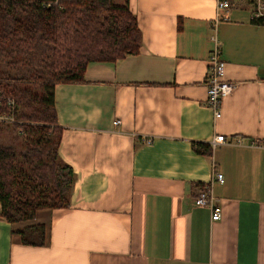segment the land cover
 <instances>
[{"label": "crops", "instance_id": "1", "mask_svg": "<svg viewBox=\"0 0 264 264\" xmlns=\"http://www.w3.org/2000/svg\"><path fill=\"white\" fill-rule=\"evenodd\" d=\"M230 1L219 20L217 0H129L140 51L55 87L70 206L17 225H46L43 245L0 215V264H264V25L254 0ZM215 35L235 83L218 118L207 104ZM218 134L232 143L194 150ZM204 184L220 220L195 205Z\"/></svg>", "mask_w": 264, "mask_h": 264}, {"label": "trees", "instance_id": "2", "mask_svg": "<svg viewBox=\"0 0 264 264\" xmlns=\"http://www.w3.org/2000/svg\"><path fill=\"white\" fill-rule=\"evenodd\" d=\"M141 45L129 0H0V115L14 120L0 121V215L23 243L47 242L46 225H17L40 210L69 207L76 180L59 153L56 85L85 82L91 62H116ZM193 148L213 152L207 142Z\"/></svg>", "mask_w": 264, "mask_h": 264}, {"label": "built area", "instance_id": "3", "mask_svg": "<svg viewBox=\"0 0 264 264\" xmlns=\"http://www.w3.org/2000/svg\"><path fill=\"white\" fill-rule=\"evenodd\" d=\"M232 2L230 0H217L218 5V14L217 19H228L227 11L231 7ZM224 11V12H223ZM253 19H264V0H254V9H253ZM216 21V25L218 21ZM215 42V47L210 55V67L209 74L207 78V87H208V97L207 104L214 111L215 118H218L222 115L221 106L222 101L235 87V83L227 80L225 78V67L226 63L222 59V49L221 43L217 35L213 38ZM0 121H11L13 118L7 117L5 115H0ZM121 121L116 120L115 123L119 124ZM146 141L150 142L151 138H145ZM241 140L238 139L236 143H240ZM232 143L224 134H218L213 136L209 144L215 148L220 144H229ZM253 144H255L253 142ZM213 180L224 182L225 177L222 172L215 171L213 174ZM195 205L197 206H207L211 209L212 220L217 221L222 217V206L219 204L215 196L213 195L212 186L205 184L203 188L200 189L197 196L194 198Z\"/></svg>", "mask_w": 264, "mask_h": 264}, {"label": "rangeland", "instance_id": "4", "mask_svg": "<svg viewBox=\"0 0 264 264\" xmlns=\"http://www.w3.org/2000/svg\"><path fill=\"white\" fill-rule=\"evenodd\" d=\"M122 1L123 0H116L117 3H121V4H122ZM10 128L11 129H8L6 131L7 135H9L11 138H13V145H15L18 149H21L20 147H21L22 142H23L22 137L16 136L17 133H14V130L12 127H10Z\"/></svg>", "mask_w": 264, "mask_h": 264}]
</instances>
